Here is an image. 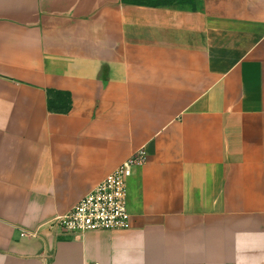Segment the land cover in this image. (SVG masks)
<instances>
[{"label": "crops", "instance_id": "crops-1", "mask_svg": "<svg viewBox=\"0 0 264 264\" xmlns=\"http://www.w3.org/2000/svg\"><path fill=\"white\" fill-rule=\"evenodd\" d=\"M155 1L0 0V264H264V0ZM138 154L129 228L30 235Z\"/></svg>", "mask_w": 264, "mask_h": 264}, {"label": "built area", "instance_id": "built-area-1", "mask_svg": "<svg viewBox=\"0 0 264 264\" xmlns=\"http://www.w3.org/2000/svg\"><path fill=\"white\" fill-rule=\"evenodd\" d=\"M142 160V155L138 154L120 164L71 210L42 223L36 230L30 232V235L37 237L43 227L58 236H80L89 231L129 228L126 206L127 180L132 174V167L140 164Z\"/></svg>", "mask_w": 264, "mask_h": 264}, {"label": "trees", "instance_id": "trees-1", "mask_svg": "<svg viewBox=\"0 0 264 264\" xmlns=\"http://www.w3.org/2000/svg\"><path fill=\"white\" fill-rule=\"evenodd\" d=\"M148 0H133V2L137 3H144ZM183 0H157V2L152 3L154 4H164V5H173L177 3H181ZM60 97L66 98L65 100H60ZM69 100H68V95L66 93H61V92H52L48 91V109L52 111H62L65 112L69 108Z\"/></svg>", "mask_w": 264, "mask_h": 264}, {"label": "rangeland", "instance_id": "rangeland-1", "mask_svg": "<svg viewBox=\"0 0 264 264\" xmlns=\"http://www.w3.org/2000/svg\"><path fill=\"white\" fill-rule=\"evenodd\" d=\"M66 98H64V97H60V100H65Z\"/></svg>", "mask_w": 264, "mask_h": 264}]
</instances>
